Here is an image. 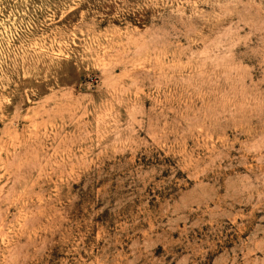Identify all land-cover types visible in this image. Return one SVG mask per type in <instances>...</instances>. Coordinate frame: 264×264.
<instances>
[{
  "label": "rangeland",
  "instance_id": "rangeland-1",
  "mask_svg": "<svg viewBox=\"0 0 264 264\" xmlns=\"http://www.w3.org/2000/svg\"><path fill=\"white\" fill-rule=\"evenodd\" d=\"M0 264H264V0H0Z\"/></svg>",
  "mask_w": 264,
  "mask_h": 264
}]
</instances>
